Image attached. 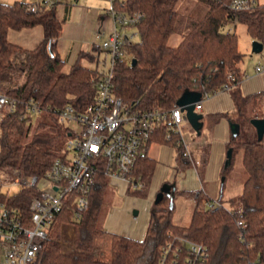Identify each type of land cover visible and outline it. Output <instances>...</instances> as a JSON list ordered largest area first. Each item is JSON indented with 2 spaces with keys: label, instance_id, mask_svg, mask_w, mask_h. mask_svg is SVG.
<instances>
[{
  "label": "trees",
  "instance_id": "trees-1",
  "mask_svg": "<svg viewBox=\"0 0 264 264\" xmlns=\"http://www.w3.org/2000/svg\"><path fill=\"white\" fill-rule=\"evenodd\" d=\"M177 1L113 0L115 8L139 14L136 24L139 39L125 45V56L117 59L113 66L114 93L124 101H137L143 108H170L185 90L200 92L203 99L228 84L238 120L251 126L250 118L264 117L258 107L264 101V88L242 94L239 83L244 71L239 63L244 54L238 49L236 34L224 31L222 25L226 22L243 24L251 38L261 42L264 49V3L246 10H232L228 7L229 0H200L207 5V10L192 21L172 45L168 41L177 31ZM28 3L0 1V92L18 100L14 111L4 110L0 117V169L8 175L17 172L21 176H40L55 157L64 155L67 130L58 122L57 110L66 103L82 110L94 96L99 72L79 60H96L94 51L99 48L93 45L91 50H79L69 69L62 71L64 60L57 50L62 21L56 15L55 3L40 5L35 11L27 8ZM35 25L42 27L43 37L32 48L16 44L7 37L9 29ZM132 59H135L133 64ZM28 99L40 106V117L32 130L28 122L31 117H24ZM249 102L254 110L247 115L245 106ZM214 115L227 116V113ZM239 135L240 131L227 142V148L232 147V156L230 164L221 169L224 179L216 198L220 206L204 204L210 199L201 192L180 191L193 196L194 205L187 224L177 225L172 221L174 201L170 207V194L163 193L161 200L150 207L144 237L136 240L110 234L111 258L102 260L95 256L93 249L95 238L106 233L98 225V216L108 181L102 172H97L88 205L73 221V248L66 251L59 242L60 223L70 220L72 214V208L66 206L53 220L47 237L41 240L35 264H155L162 246L183 232L188 239L206 248V264L264 263V136L240 139ZM152 138L173 147L178 168L185 169L192 164L182 155L183 145L178 133L167 138L162 128ZM238 151L247 176L241 191L232 199L233 205L228 207L222 202L225 173ZM155 164L156 160L147 153L137 158L135 172L143 186L130 193L146 196ZM34 193L33 187H20L14 194L0 189V202L18 206L27 213ZM238 220L244 223L243 228L237 224Z\"/></svg>",
  "mask_w": 264,
  "mask_h": 264
},
{
  "label": "built area",
  "instance_id": "built-area-1",
  "mask_svg": "<svg viewBox=\"0 0 264 264\" xmlns=\"http://www.w3.org/2000/svg\"><path fill=\"white\" fill-rule=\"evenodd\" d=\"M110 2L108 13L112 16L113 28L108 34L98 31L101 40L96 45L99 51L95 53L98 63L100 53L104 52L102 61L107 58L108 65L107 68L96 67L99 74L94 96L82 110H76L70 103L57 110V120L67 130L64 155L55 157L43 175L21 176L15 172L8 177L9 184L33 187L35 193L27 213L18 206L0 202V264H35L40 242L47 237L57 214L64 207H71L72 214L67 223L73 225L72 219H78L80 211L88 205L89 192L97 172H102L109 184L120 183L124 191L140 189L143 184L135 172V163L139 156L147 153L152 137L160 129L163 128L167 138L178 133L179 142L183 145L182 155L194 163L181 134L185 117L180 106L143 108L137 101H124L114 93L113 66L117 59L125 56V45L132 42L137 34L122 31V28L136 27L139 14L127 13L115 8L113 0ZM50 4L51 0H31L27 8L35 11L40 5ZM258 4V0L228 1L232 10H246ZM259 55L254 73L264 76V54ZM227 89L229 85L225 84L222 90ZM17 102L16 98L0 92V113L14 111ZM201 106V100L194 103L196 110H200ZM32 113H40V106L33 99H28L24 117H31ZM67 122L76 123L77 128L66 125ZM177 167L176 162L174 173ZM207 204L218 207L221 203L214 199ZM237 224L240 228L244 226L241 220ZM65 234L61 230V246L66 240ZM239 237L242 238L243 234L240 233ZM179 259L180 264H206L208 253L202 244L188 239L183 232L162 246L155 264H177Z\"/></svg>",
  "mask_w": 264,
  "mask_h": 264
},
{
  "label": "crops",
  "instance_id": "crops-1",
  "mask_svg": "<svg viewBox=\"0 0 264 264\" xmlns=\"http://www.w3.org/2000/svg\"><path fill=\"white\" fill-rule=\"evenodd\" d=\"M102 18L103 16L101 19ZM36 26L37 25L22 28L20 32L26 35H22L21 40L16 44L26 48L36 46L40 41L39 39L29 41L32 36L31 34H38L37 38H39V34L43 33L40 32V28ZM29 44L32 45L29 46ZM239 88L244 95L262 90L264 88L263 75L244 71V76L239 83ZM200 100L202 103L200 110L194 109V111L202 114V127L200 133L197 134L195 132V134H190L188 141H185L183 138L190 149L194 163L185 169L177 167L175 168L176 173H174V165L177 162L174 153L175 150L169 145L152 140L151 142L160 144L161 146V160L157 161L154 158L156 164L146 196H137L129 191H124L118 182L116 184H110L117 190L116 203L113 202L111 204L112 208L102 217L101 227L106 233L95 238L93 253L97 258L110 260V234L112 233L125 235L136 240H141L144 237L154 193L160 188L162 183L166 182L167 174L170 170H172V172L168 178V183L174 184L175 186V193L173 196L174 208L177 203L183 204L187 202L194 205V197L186 193H180V191L201 192L208 197L210 201L217 198L220 190L221 169L225 160L227 142L230 136L233 135L230 123L236 122L239 126V131L244 127L243 129L247 132L249 137L256 135V132L252 125L245 127V124H242L238 120V114H236L230 88L227 90H219ZM220 112L227 113V116L216 117L214 115ZM1 115L0 113V117ZM185 122H188L186 118ZM172 159H174V165L170 163ZM202 165L203 167L200 169ZM204 204H207V202H204ZM61 230L66 233V240L62 244V248L69 251L74 246V227L64 220L60 223V237Z\"/></svg>",
  "mask_w": 264,
  "mask_h": 264
},
{
  "label": "rangeland",
  "instance_id": "rangeland-1",
  "mask_svg": "<svg viewBox=\"0 0 264 264\" xmlns=\"http://www.w3.org/2000/svg\"><path fill=\"white\" fill-rule=\"evenodd\" d=\"M0 1L5 3H13L14 1L30 2L31 0ZM258 2L259 4H263L264 0H258ZM51 3H55L56 15L62 21V30L57 40V50L64 60L62 71H67L71 64L77 59V53L79 50H91L93 45L96 46L100 43L101 38L98 37V31L108 34L113 28L112 16L108 13V10L111 7V2L110 0H51ZM175 9L178 12V18L176 21L177 31L172 33L168 41V43L172 45L178 42L180 34L189 28V25L192 21L205 13L207 10V5L200 0H178L175 4ZM102 16L103 18L101 19ZM36 27L40 28V32H43L40 25H37ZM21 29H9L7 33L8 39L12 42L18 43V41L21 40L22 35H26L25 33L20 32ZM222 29L224 31H230L236 34L238 49L244 54L242 61L240 62V66L242 70L247 71V73H253L254 65L260 56L259 53L264 54V49L259 53L252 52L251 44L253 39L246 32L245 26L241 23L226 22L222 25ZM122 31L137 32L133 38V41H138L139 33L135 26L122 28ZM31 35L32 36L29 41H34V39L41 40L43 37V33L39 34V38H37L38 34ZM31 45L32 44H29V46ZM95 53L96 52L94 51V54ZM104 57V52H101L98 63L96 60H88L86 58H80L79 62L90 69H94L96 67L98 69L107 68V58H105V62H103ZM106 57L109 58L108 55ZM258 107L259 110L264 112V101H262ZM253 110L252 104L249 102L245 106V114L249 115ZM39 117V113H32L31 119L28 121L30 122L31 130L34 128ZM243 124H245V127L250 126L248 123ZM66 125L73 127L74 129L77 128V124L74 122H67ZM243 128L240 129L239 138L249 139V135ZM181 134L185 141H188L190 134H195V130L188 122H185L181 126ZM167 147L171 148L169 146ZM174 153L176 155V152ZM147 154L155 158L157 161H160V144L151 142L148 146ZM170 163L171 165H174V159H172ZM171 172L172 170L168 171L166 183L168 182ZM225 175L226 179L222 191V202L225 206L231 207L233 205L232 199L237 193L241 191L242 183L247 176L241 163L240 151L235 154L233 164L226 171ZM8 177H10V175L5 173L4 170L0 169V189L3 193L14 194L20 189V185L9 184ZM116 197L117 190L108 184L98 216L99 226H101L102 217L104 214L108 212L110 208H112L111 204L116 201ZM192 206V203H177L176 207L174 208L172 221L177 225L187 224ZM72 220L75 221V219Z\"/></svg>",
  "mask_w": 264,
  "mask_h": 264
},
{
  "label": "water",
  "instance_id": "water-1",
  "mask_svg": "<svg viewBox=\"0 0 264 264\" xmlns=\"http://www.w3.org/2000/svg\"><path fill=\"white\" fill-rule=\"evenodd\" d=\"M263 49V45L258 40H253L251 44L252 52L259 53ZM135 62V59H132V64ZM201 99L200 92L197 91H189L185 90L180 95V97L176 100V105L181 107V110L184 111V117L192 126L197 134L200 133V129L202 127V114L194 111V103ZM249 123L255 128L256 137L257 139H262L264 136V117H252L249 120ZM231 132L233 135L238 134L239 126L236 122L230 123ZM232 156V147H228L225 153V160L223 167H227L231 162ZM224 176H221V181H223ZM163 193L170 194V201L169 206L172 207L173 204V196L175 193V186L174 184H169L168 182L162 183L158 192L156 193L154 203H157L161 200Z\"/></svg>",
  "mask_w": 264,
  "mask_h": 264
}]
</instances>
